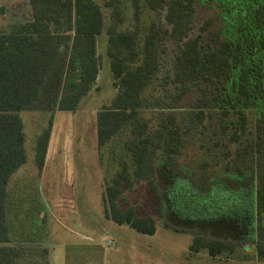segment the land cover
Wrapping results in <instances>:
<instances>
[{"label": "trees", "instance_id": "obj_1", "mask_svg": "<svg viewBox=\"0 0 264 264\" xmlns=\"http://www.w3.org/2000/svg\"><path fill=\"white\" fill-rule=\"evenodd\" d=\"M117 1L31 0V20L0 30V264H41L38 258L43 257V262L47 258L46 236L33 224H21L15 207L14 189L18 182L14 176L28 161L21 112L39 110L50 114L35 146V163L41 171L56 109H77L99 76L98 44L103 34L108 38L107 54L120 92L112 105L98 112V146L103 148L130 126L131 139L126 145L135 164L132 175L129 164L123 161L112 183L107 185L105 216L140 233L155 234L158 225L154 216L137 215L134 207L124 210L117 201L123 186H132L135 179L144 180L155 192L159 212L166 218L165 227L194 234L189 246L191 253L207 250L216 257L252 243L264 260L261 179L225 178L227 185L220 187L223 189L201 194L189 179L181 176L175 150L176 113L162 115L155 126L141 114L146 108L144 91L160 68V32L151 28L140 50L135 32L116 31L108 24L103 8L111 11V19L119 17ZM146 1L152 8L167 5L171 37L182 42L175 60L176 81L181 86L178 96L198 79L215 81L229 77L235 95L227 94L226 101H231L233 107L239 103L250 107L255 100L256 113L264 119V0H216L225 24L224 33L208 49L203 45L204 35L188 37L197 0ZM135 5L139 7L140 0H135ZM213 22L214 18L207 19L202 31ZM204 114L202 110L195 111L200 122L205 119ZM239 117L240 131L244 133L247 115L241 111ZM240 136L234 132L232 138L238 141ZM180 209L190 212L192 222L182 225L173 221ZM232 212H236L235 217ZM226 217L236 227L229 228L228 221H223ZM207 227L223 229L233 236L199 232ZM44 264L51 262L46 260Z\"/></svg>", "mask_w": 264, "mask_h": 264}, {"label": "rangeland", "instance_id": "obj_2", "mask_svg": "<svg viewBox=\"0 0 264 264\" xmlns=\"http://www.w3.org/2000/svg\"><path fill=\"white\" fill-rule=\"evenodd\" d=\"M116 10L119 17L111 19V11L103 8L108 24L116 31L135 32L140 50L151 28L160 32V68L144 91L146 108L141 114L155 126L162 115L176 113L178 145L175 150L181 176L189 179L201 194L223 189L220 187L227 185L225 178L250 177L251 180L254 177L261 179L264 186V119L256 113L255 100L250 107L242 103L233 107L231 101H226L227 94L235 95L229 77L215 81L198 79L178 96L181 86L176 81L175 60L182 42L171 37L167 5L152 8L146 0H140V6L136 7L135 0H118ZM219 10L216 0H197L188 37L202 34L204 47H214L224 33L225 24ZM32 11L31 0H0V30L31 20ZM209 18H214L213 24L202 31V25ZM107 39L105 34L99 36L100 70L90 92L77 109H56L41 171L35 163V146L38 135L48 125L50 114L39 110L21 112L28 161L14 176L18 182L14 189L15 207L20 223L33 224L46 236L47 258L44 262L43 257L38 261L41 264L46 260L51 264H264L252 243L239 245L232 254L216 257L207 250L191 253L189 246L194 234L165 227L166 218L159 212L155 192L144 180L135 179L132 186H123L117 201L124 210L134 207L137 215L154 216L158 225L155 234L140 233L105 216L106 187L112 183L121 163L129 164L132 175L135 170L126 145L131 139L130 126L103 148L98 146V112L112 105L120 92L107 54ZM197 110L205 112L202 122L195 115ZM241 111L247 115L244 133L239 125ZM234 132L241 134L238 141L232 138ZM178 214L174 222L182 225L192 222L190 212L180 209ZM223 221H228L229 228L236 227L232 219L226 217ZM199 232L225 238L233 236L223 229L209 227Z\"/></svg>", "mask_w": 264, "mask_h": 264}, {"label": "built area", "instance_id": "obj_3", "mask_svg": "<svg viewBox=\"0 0 264 264\" xmlns=\"http://www.w3.org/2000/svg\"><path fill=\"white\" fill-rule=\"evenodd\" d=\"M109 242H110V244H111V245H113V246H114V242H113V243H112V241H109Z\"/></svg>", "mask_w": 264, "mask_h": 264}]
</instances>
